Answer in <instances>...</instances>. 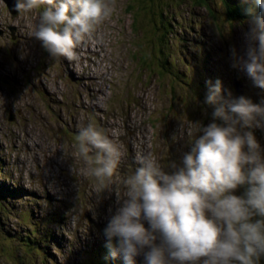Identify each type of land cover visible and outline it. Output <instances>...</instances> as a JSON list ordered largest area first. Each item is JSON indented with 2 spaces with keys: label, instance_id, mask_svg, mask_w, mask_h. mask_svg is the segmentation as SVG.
Segmentation results:
<instances>
[{
  "label": "clouds",
  "instance_id": "1",
  "mask_svg": "<svg viewBox=\"0 0 264 264\" xmlns=\"http://www.w3.org/2000/svg\"><path fill=\"white\" fill-rule=\"evenodd\" d=\"M43 4L48 7L31 35L53 58L70 61L77 59L75 50L94 26L115 10L107 0H16L14 9L23 15ZM254 4L246 10L252 27L246 33L244 69L264 88V0ZM208 86L206 102L219 106L214 122L184 155L183 166L169 174L151 152H137L139 167L123 181V196L115 189L120 206L104 230L113 257L123 253L127 264H135L138 255L146 264H258L264 256L262 146L245 130L264 116V107L243 96L219 103L221 82ZM199 130L190 123L181 129L189 137ZM76 141L97 190L110 189L124 156L122 146L93 123L80 129ZM242 185H248L244 197L232 194Z\"/></svg>",
  "mask_w": 264,
  "mask_h": 264
},
{
  "label": "rangeland",
  "instance_id": "2",
  "mask_svg": "<svg viewBox=\"0 0 264 264\" xmlns=\"http://www.w3.org/2000/svg\"><path fill=\"white\" fill-rule=\"evenodd\" d=\"M142 1L107 0L114 3L115 8L111 17L113 29L110 31V24L106 28L110 31L112 41L110 66L117 67L115 83V86H118L117 91L123 97L130 98L136 107H144L156 114L161 122V128L168 133L182 129V126L186 128L189 123L193 128L198 127L201 117L208 115L206 111L200 110L198 103L193 102V89L199 87L198 78L206 81L207 86L210 80L208 66L199 57L200 52L206 49L203 44L209 40L219 43L221 50L219 52L213 49L214 59L219 53L218 63L224 67V48L230 49L232 53L235 50V56L247 50L244 46L247 45V23H231L227 16L228 0H212L208 6H205V2L198 4L199 0H162L160 5L163 10H168L172 14L168 17L165 15L171 23L168 37L172 41L167 43L169 49L166 47L170 55L166 62H163V59L162 62L156 61L158 64L152 67L148 52L152 55H156L157 52L153 49V43L150 44L145 39L147 32L159 27L156 34L163 45V25L158 18L147 16L148 13L142 9ZM155 2L158 3V0ZM145 3L149 6L152 2L146 0ZM0 9L2 14H5L1 2ZM147 17H150L151 24ZM29 20V16H26L27 28ZM138 22L144 25V30L138 28ZM12 43L10 38H0V68L8 67L9 63L15 67H30L34 63L31 56L16 54L14 59L7 56L6 53L13 50ZM140 50L142 53L139 56ZM204 52L208 53V47ZM138 56L142 58L139 59ZM148 67L152 68L149 70ZM69 70L74 74L76 72L75 69ZM71 76L76 79V75ZM50 87H54L52 83ZM0 89L7 88L0 86ZM208 90L209 86L206 91ZM14 99L16 100L15 96ZM3 102V99L0 100V103ZM261 106L264 107V103ZM7 116H4L6 122ZM2 129L8 128L2 127L0 133ZM179 141L182 142V149L186 144H195L186 131L179 133ZM172 142L171 137L167 143ZM7 147L6 139L0 135V264H58L62 257L57 253V247L55 248L53 242L38 231L34 233L36 230L33 229L31 222L34 216L25 210L21 197L8 189V185L11 187L12 183L11 180L5 179L12 175L6 169L9 163L12 164V172L21 178V186L26 188L27 183L21 174L15 171L17 168L14 169L13 159L7 158L5 154ZM22 153L24 156L25 152ZM14 162L20 161L16 158ZM29 173L33 181H38L35 171L31 169ZM22 193L24 194V191ZM261 262L264 263L263 260Z\"/></svg>",
  "mask_w": 264,
  "mask_h": 264
},
{
  "label": "trees",
  "instance_id": "3",
  "mask_svg": "<svg viewBox=\"0 0 264 264\" xmlns=\"http://www.w3.org/2000/svg\"><path fill=\"white\" fill-rule=\"evenodd\" d=\"M146 0H143V7L142 9H145V12L148 13L147 16H152L155 18H158L159 22H161V24L163 25V34H164V41H163V45H162V41L158 40L157 38V30L159 27L154 28V31H150L147 32V38L145 39L146 42H149L150 44L153 43V49L155 52H157L156 55H152L148 52V55L150 56V62H151V66H155L158 63L157 62H166V60L168 59L170 53L168 52V50L166 49V47L169 49L170 46H167L168 41H172L171 38L168 37V32H170L169 30L171 29V23H170V19L167 20L166 17L171 16L172 14L168 11V10H163V8L160 5V2L162 0H158V3L155 2V0H151V4L148 6L147 3H145ZM164 2V1H163ZM193 2V1H192ZM199 2H205V6L209 5V2H212V0H199L197 1V3L199 4ZM228 6V12H227V16L229 18L230 21H238L240 19H242V17H246L247 14V9L244 6H241L238 4H236L235 2L233 3H227ZM132 10V8H131ZM171 14V15H170ZM166 15V17H165ZM173 17V16H172ZM146 19L149 20V23L151 24L150 21V17H147ZM172 19V18H171ZM152 21L154 22V20L152 19ZM138 28L144 30V25L140 22H138ZM170 36V34H169ZM151 46V45H150ZM141 50L138 52L139 56L141 55ZM163 55V56H162ZM138 56V58H139ZM142 58V57H141ZM139 58V59H141ZM138 59V61H139ZM152 67H148V69L150 70V68ZM155 68V67H154ZM161 70V69H160Z\"/></svg>",
  "mask_w": 264,
  "mask_h": 264
},
{
  "label": "bare ground",
  "instance_id": "4",
  "mask_svg": "<svg viewBox=\"0 0 264 264\" xmlns=\"http://www.w3.org/2000/svg\"><path fill=\"white\" fill-rule=\"evenodd\" d=\"M228 1H229V0H228ZM235 2H241V0H239V1H235ZM241 6H244V5H241ZM168 145H169V148H170V149L175 150V145L173 144V142H172V143H168ZM192 146H194V145H192ZM22 156H23V153L21 152V153L18 155V157H19V158H23ZM30 170H31V169H30ZM30 170H28V172H30ZM80 170H83V169H80ZM37 175H38V180H40V178H41V174L37 173ZM74 184H76V183H74ZM94 186H95V184H94ZM82 191H83V190H82ZM115 264H118V263L115 262ZM124 264H127V261H126V260H124Z\"/></svg>",
  "mask_w": 264,
  "mask_h": 264
}]
</instances>
